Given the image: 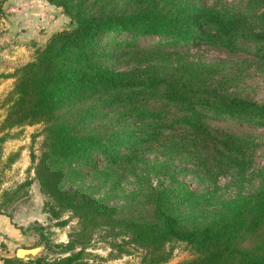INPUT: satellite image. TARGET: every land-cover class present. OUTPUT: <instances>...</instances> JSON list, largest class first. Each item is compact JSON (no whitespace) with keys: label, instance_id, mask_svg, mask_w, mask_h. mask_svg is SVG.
I'll use <instances>...</instances> for the list:
<instances>
[{"label":"trees","instance_id":"obj_1","mask_svg":"<svg viewBox=\"0 0 264 264\" xmlns=\"http://www.w3.org/2000/svg\"><path fill=\"white\" fill-rule=\"evenodd\" d=\"M48 1L63 8L70 25L16 69L1 130L45 124L36 171L52 200L46 206L54 218L62 211L74 212L81 227L71 242L55 245L65 256L31 261L5 256L3 264H91L84 254L86 240L100 229L126 236L146 250L142 264L168 262L174 242L186 243L192 253L180 264H264V169L252 194L214 202L193 191L168 162L136 168L148 152L158 150L164 157L188 156L209 179L235 172L242 181L252 161L254 134L211 121L234 119L264 127V103L230 95L217 80L219 64L174 63L172 58L194 46L243 50L238 41L246 39L264 59V0H250L263 11L253 25L245 17L223 16L202 3L195 7L182 0H131L134 9L128 13H117L103 0ZM2 4L0 0V13ZM151 37L158 40L141 44ZM168 48L174 52L164 54ZM123 63L130 65L117 68ZM112 111L116 115L108 123H94ZM150 169L168 185L155 186L147 177ZM88 173L105 177L108 197L64 187V178L75 183ZM132 173V192L119 205L110 202ZM29 184L6 192L1 214ZM37 229L46 246H54L42 231L45 227ZM256 234L253 247L242 246L248 235Z\"/></svg>","mask_w":264,"mask_h":264},{"label":"rangeland","instance_id":"obj_2","mask_svg":"<svg viewBox=\"0 0 264 264\" xmlns=\"http://www.w3.org/2000/svg\"><path fill=\"white\" fill-rule=\"evenodd\" d=\"M103 1L106 6H109L117 13H128L134 9L131 5L133 2L131 0ZM182 1L195 7L202 3L213 12L223 16L245 17L249 24L263 12L261 8L256 7L250 0ZM3 2L6 3L2 12L5 11L11 15L14 11H17L16 7L20 11L27 8L26 11L29 10V17H39L40 23H44V25L33 23L32 21L34 27L32 32H35L34 38L39 39V37H42L40 40L43 41L35 40L33 47H19L23 54H26L27 51L23 48L31 50L29 56L25 55L19 60L18 58H11V48L14 49L12 52L16 55L18 52L16 48L18 47H12L10 41H8L10 44L8 47L2 46L4 40H1L2 43L0 44V74L6 75L0 78V201L6 199L8 190L17 188L23 182H30L11 206L3 209L2 213L4 214L2 215H5V213L11 215V217H7L11 219L12 225L17 230V236L11 241L9 239L1 241L0 248L6 251L7 256H16L15 253L19 247L31 248L40 246L42 247L40 251L41 257L55 259L68 254L61 247H55V245L71 242L74 239L75 231L81 227V222L80 218L72 211H62L60 218H54L49 210V205L46 206V203L52 202V200L42 190L36 171L37 163L42 155L45 124L40 122L34 125H24L5 130H1V124L10 105L7 102V97L14 86L16 78L13 74L16 69L30 61L36 48L45 44L51 35L68 27L70 18L62 7L50 3L48 0H3ZM34 7L40 8L39 14H35L36 9ZM30 11H34V13L31 14ZM46 34L47 39L45 38ZM157 40L158 38L151 37L142 40L141 44L150 46ZM238 43L243 50L232 51L225 47L211 45L194 46L180 50V53L178 52L173 56L172 61L177 63L179 59H189L219 64L221 65L222 73L217 77V80H222L230 95L264 103V59L256 54L253 44L249 40L240 39ZM162 52L169 54L174 52V49L168 48L162 50ZM172 61L170 62L171 64H173ZM129 65L123 63L118 65L117 68L127 69ZM115 115V111L106 112L104 120L94 121V123H108ZM211 123L215 126L228 127L240 134H254L255 137L252 138L254 143V147L252 146V161L244 177L241 178L242 181L235 172L209 179L203 174V171L198 170L188 160V156L171 158L168 155L164 157L158 150L148 152L145 155L144 162L136 166V168L144 169L146 162H168L179 173L180 179L193 191L214 202L217 198L232 199L238 193L252 194L260 186V173L264 169V127L253 128L245 121L234 119L213 120ZM2 137H4L3 140H1ZM101 167H104V165H101ZM158 173V171L150 169L147 177L157 187L168 185L169 181ZM63 182L64 187L68 191L73 192L77 188L83 187V189L87 188L85 193L89 189L95 197H108L106 191L109 189V182L105 181L103 175L96 179L94 175L88 173L85 180H77V182L73 183L70 179L64 178ZM135 184V174H126L121 184L124 192H118L117 196L111 198L110 202L121 204L124 195L132 192ZM61 221H66V223L62 226L59 224ZM41 225L45 227L42 231L54 245L51 248L46 246V243L41 238L40 230L37 229ZM125 237L111 235V233L105 232L104 229L98 230L86 240L84 253L86 259L91 264H142L146 250L137 244L129 243ZM257 241V234L248 235L242 242V246L246 248L253 247ZM78 246L79 244L77 243L76 250L80 248ZM169 249H172V255L165 264H180L192 257L189 247L184 242H174L169 245ZM0 260L3 264L1 256Z\"/></svg>","mask_w":264,"mask_h":264},{"label":"crops","instance_id":"obj_3","mask_svg":"<svg viewBox=\"0 0 264 264\" xmlns=\"http://www.w3.org/2000/svg\"><path fill=\"white\" fill-rule=\"evenodd\" d=\"M11 1V0H10ZM19 1V0H16ZM41 1V0H40ZM6 3V2H5ZM5 3L3 2V8H5ZM35 14H39L40 8H36ZM17 11H14L11 15L6 13L5 11L1 14L0 16V44L2 43L1 40L3 41L4 47H8L10 44L8 41L12 43V47H18L17 49V54L15 55L14 52H12L14 49L11 48V58H18V60L22 57L29 56L31 50L27 48H23L26 51V54H23L21 50L19 49L20 46H28V47H33L35 44V40H38L39 42L43 41L40 40L42 37H39V39L34 38L35 32H32L33 23H40V18L39 17H29L28 13L29 10L26 11V9H22V11L18 10V7L15 8ZM9 12V10H7ZM30 13H34V11H30ZM41 25H44V23H40ZM48 31V30H47ZM46 31V32H47ZM49 35V33H48ZM34 38V39H33ZM46 39L47 34H46ZM6 40V41H5ZM16 45V46H15ZM12 59V60H14ZM17 236V230L11 223V219L7 217L6 215L0 214V242L1 241H6L9 239L10 241L13 240ZM0 264H2L0 260Z\"/></svg>","mask_w":264,"mask_h":264},{"label":"water","instance_id":"obj_4","mask_svg":"<svg viewBox=\"0 0 264 264\" xmlns=\"http://www.w3.org/2000/svg\"><path fill=\"white\" fill-rule=\"evenodd\" d=\"M42 250V247L36 246V247H19L16 250V257L23 259L24 261H31V260H37L40 258V251Z\"/></svg>","mask_w":264,"mask_h":264},{"label":"built area","instance_id":"obj_5","mask_svg":"<svg viewBox=\"0 0 264 264\" xmlns=\"http://www.w3.org/2000/svg\"><path fill=\"white\" fill-rule=\"evenodd\" d=\"M4 255L7 256L6 255V251L5 250H2V248H0V256L1 257H5Z\"/></svg>","mask_w":264,"mask_h":264}]
</instances>
